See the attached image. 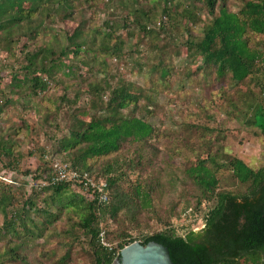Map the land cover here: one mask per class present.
Returning <instances> with one entry per match:
<instances>
[{
  "label": "rangeland",
  "instance_id": "rangeland-1",
  "mask_svg": "<svg viewBox=\"0 0 264 264\" xmlns=\"http://www.w3.org/2000/svg\"><path fill=\"white\" fill-rule=\"evenodd\" d=\"M248 1L260 0H228L226 7L238 14ZM52 2L48 14L31 19L36 29L16 27L7 40L0 34V264H95L79 224L87 205L39 178L54 163L82 168L61 140L105 118L118 86L138 98L122 114L143 119L154 133L87 160L93 174L115 168L111 205L121 208L107 216L106 242L120 252L119 244L174 225L177 235L196 236L209 204L189 211L207 195L187 170L204 162L218 180L216 194L241 196L249 184L233 177L229 161L253 171L264 166V135L254 125L264 108V63L241 82L205 64L196 45L212 17L195 0ZM74 35L77 53L67 39ZM244 41L264 58V34L248 32Z\"/></svg>",
  "mask_w": 264,
  "mask_h": 264
},
{
  "label": "trees",
  "instance_id": "trees-1",
  "mask_svg": "<svg viewBox=\"0 0 264 264\" xmlns=\"http://www.w3.org/2000/svg\"><path fill=\"white\" fill-rule=\"evenodd\" d=\"M55 0H2L0 2V34L7 40V35L19 27L20 30L32 31V18L48 14L50 5ZM60 2V0H57ZM228 0H195L207 9L212 21L205 29L202 40L196 45L198 53L205 64L212 65L222 74L230 72L233 81L241 82L252 73L259 63H264L262 54L249 48L244 41L248 32L264 34V0L248 1L238 13H231L226 7ZM26 3L27 10H17L19 5ZM220 8L215 15L216 5ZM192 17V14L190 13ZM196 19V18H195ZM69 36V43L75 48L74 53L81 49V45ZM138 98L129 93L124 86H118L111 91L106 109L109 114L99 120L91 119L82 123L79 130H71L70 135L61 140L62 150L74 149L76 160L82 168L73 167L71 170L86 172L95 180H102L107 184L108 202L99 204L97 200L83 195L69 183L49 186L55 194L66 189L74 192L87 205L86 213L79 218V224L89 237V244L93 252L95 264H115L118 255L108 251L99 243L98 236L104 228L108 214L115 215L120 206L111 205L110 190L116 185L117 178L111 176L115 172L109 166L103 174H93L88 168L87 160L116 153L125 143H145L151 139L154 128L141 118L125 117L122 114ZM254 125L264 135V108L255 111ZM264 149V146H263ZM233 177L242 184H249L247 192L241 196L231 193H215L218 180L212 170L205 167L204 162L187 170V174L195 179L203 188L207 196L199 200L196 207L189 210L193 215L201 206L209 204L202 210L204 229L198 234L190 232L186 237L177 235L176 227L155 233L144 238L141 242L158 243L169 251L173 264H264V166L253 171L242 160L234 158L228 163ZM51 176L45 172L40 174V180ZM140 203L142 190L140 185L135 188ZM148 193V192H147ZM148 197L144 194V199ZM212 202L213 206H210ZM144 206H149L148 200ZM195 222V220H194ZM193 222V223H194ZM190 229V228H189ZM1 236V230H0ZM128 242L119 244L120 250ZM129 245V244H128Z\"/></svg>",
  "mask_w": 264,
  "mask_h": 264
},
{
  "label": "built area",
  "instance_id": "built-area-1",
  "mask_svg": "<svg viewBox=\"0 0 264 264\" xmlns=\"http://www.w3.org/2000/svg\"><path fill=\"white\" fill-rule=\"evenodd\" d=\"M52 170L51 176L44 178L45 183L43 185L49 187L60 183H69L76 187L81 194L86 195L93 200H97L99 204H106L108 202V188L106 182L95 180L86 172L71 170L58 163L52 165ZM98 240L102 247L113 252L114 256L118 255L116 254L117 252H114L112 246L106 242L103 230L99 233Z\"/></svg>",
  "mask_w": 264,
  "mask_h": 264
},
{
  "label": "water",
  "instance_id": "water-1",
  "mask_svg": "<svg viewBox=\"0 0 264 264\" xmlns=\"http://www.w3.org/2000/svg\"><path fill=\"white\" fill-rule=\"evenodd\" d=\"M115 264H173L166 247L149 242H133L121 249Z\"/></svg>",
  "mask_w": 264,
  "mask_h": 264
},
{
  "label": "flooded vegetation",
  "instance_id": "flooded-vegetation-1",
  "mask_svg": "<svg viewBox=\"0 0 264 264\" xmlns=\"http://www.w3.org/2000/svg\"><path fill=\"white\" fill-rule=\"evenodd\" d=\"M204 227H205V225H204V223H203V228H200V229H199V228H195V229H197V230H195V231H198V230L201 231V230L204 229Z\"/></svg>",
  "mask_w": 264,
  "mask_h": 264
}]
</instances>
